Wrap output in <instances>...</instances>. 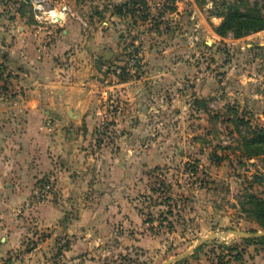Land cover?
I'll use <instances>...</instances> for the list:
<instances>
[{
	"label": "rangeland",
	"instance_id": "1",
	"mask_svg": "<svg viewBox=\"0 0 264 264\" xmlns=\"http://www.w3.org/2000/svg\"><path fill=\"white\" fill-rule=\"evenodd\" d=\"M13 1L0 0V62L11 15L50 27L34 21L28 0ZM50 1L98 50L94 73L75 118L63 117L68 126L42 122L49 142L75 139V155L47 146L40 160L42 145L27 149L14 184L27 186L28 175L33 187L15 210H0L9 240L5 249L0 241V264H162L208 234L225 237L172 264H264V236L230 233L264 230L247 199L264 198V154L248 156L245 142L264 130V30L237 36L228 22L216 32L228 7L264 15V0ZM130 52L140 61L134 73L124 67ZM6 70L0 63V108L17 90ZM7 129L0 124L10 152L19 136Z\"/></svg>",
	"mask_w": 264,
	"mask_h": 264
},
{
	"label": "crops",
	"instance_id": "2",
	"mask_svg": "<svg viewBox=\"0 0 264 264\" xmlns=\"http://www.w3.org/2000/svg\"><path fill=\"white\" fill-rule=\"evenodd\" d=\"M72 23L66 14L59 23L49 24L50 27L47 30L43 26L27 24L17 13L11 15L7 21L6 54L0 63H3L7 69V82L12 83V87H16L17 90L10 92L9 104L0 108V117L2 115L6 117L4 122L0 119V124L4 123L7 130L12 131L11 137L14 132L19 137L11 141L10 152L2 147L4 139L0 137L2 147V149L0 147V210H15L27 198L33 187L28 175L24 178L27 186H23L22 180L20 185L14 184L16 178L20 181V177L24 176L22 175L25 167L23 162L31 157L27 149L30 147L34 149L30 143L42 145L41 155L38 153L40 160L46 156L47 146L49 151H54V155L68 158L75 155L76 148L74 149L73 144L75 139H62L64 143L61 144L58 138L57 143H51L45 133L40 135L45 117H48L53 125L68 126L63 117L72 121L75 118L73 116L76 115L75 106L80 105L83 102L81 98H87L90 93L88 79L93 76V58L98 50L90 47L93 43L88 44L87 37L83 40L79 32L81 29L78 27V30ZM85 43L90 48L78 47V44ZM74 44L76 46L74 54L71 55L72 51L66 53ZM105 54L108 55V53ZM70 55L74 60L73 63L69 60L68 64L62 65L64 58ZM57 62L61 64L58 65ZM98 67L100 66H97L96 71ZM31 76L36 78V82H32L33 85L28 88L26 85ZM74 123L76 128L77 122ZM8 233L13 237L16 236L13 231ZM0 241L3 242L2 249L9 247L8 237L4 239L1 237Z\"/></svg>",
	"mask_w": 264,
	"mask_h": 264
},
{
	"label": "trees",
	"instance_id": "3",
	"mask_svg": "<svg viewBox=\"0 0 264 264\" xmlns=\"http://www.w3.org/2000/svg\"><path fill=\"white\" fill-rule=\"evenodd\" d=\"M134 2V0H130ZM125 5V4H124ZM116 7V6H115ZM122 8V7H121ZM117 11L118 15H122L120 7ZM227 10H233V14L225 13L223 16V21L219 28L216 29L217 34L224 35L225 29L228 22H236L238 26L237 36H242L246 33L257 32L264 30V15L260 10H251L250 12H240L238 8L230 6ZM96 16H101L100 12H95ZM248 150V156L255 157L264 154V130H260L252 139L245 141ZM248 203L252 207L253 217L259 225L264 226V198H259L253 194H248ZM246 241H261L262 238L256 239H245Z\"/></svg>",
	"mask_w": 264,
	"mask_h": 264
},
{
	"label": "built area",
	"instance_id": "4",
	"mask_svg": "<svg viewBox=\"0 0 264 264\" xmlns=\"http://www.w3.org/2000/svg\"><path fill=\"white\" fill-rule=\"evenodd\" d=\"M27 3L33 10L32 18L38 24H57L67 12L65 7L55 8L52 6L50 0H28ZM6 4L8 6H17V4H14L13 0H6ZM139 65L140 61L137 52H130V56L124 64L126 71L134 73L138 69Z\"/></svg>",
	"mask_w": 264,
	"mask_h": 264
},
{
	"label": "water",
	"instance_id": "5",
	"mask_svg": "<svg viewBox=\"0 0 264 264\" xmlns=\"http://www.w3.org/2000/svg\"><path fill=\"white\" fill-rule=\"evenodd\" d=\"M107 59H108L107 54H105L104 60H107ZM98 71L101 72L100 67H98ZM230 233L233 234L234 236H237V237H240L243 239L261 238L264 236V230L258 231V232H253V233L252 232H244L241 230H230ZM216 237H225V235L208 234L206 237L198 240L196 242V244L191 249H189L187 252L177 256L176 258L169 259V260L163 262L162 264H172V263L182 259L183 257L190 255L196 248L201 246L203 244V242H205L206 240L211 239V238H216Z\"/></svg>",
	"mask_w": 264,
	"mask_h": 264
}]
</instances>
